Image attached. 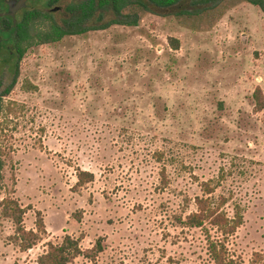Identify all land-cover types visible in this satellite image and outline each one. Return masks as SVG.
I'll return each instance as SVG.
<instances>
[{
	"label": "rangeland",
	"instance_id": "1",
	"mask_svg": "<svg viewBox=\"0 0 264 264\" xmlns=\"http://www.w3.org/2000/svg\"><path fill=\"white\" fill-rule=\"evenodd\" d=\"M77 1L26 10H56L61 22ZM121 14L131 23L98 11L93 29L35 40L21 58L0 50V92L12 84L0 130V264H38L66 235L83 251L70 264H212L216 239L238 263L264 264V109L254 113L252 97L256 86L264 94V7L179 0ZM80 171L93 179L78 184ZM197 197L224 200L241 225L226 237L208 221L186 225ZM5 198L36 233L31 247Z\"/></svg>",
	"mask_w": 264,
	"mask_h": 264
},
{
	"label": "trees",
	"instance_id": "2",
	"mask_svg": "<svg viewBox=\"0 0 264 264\" xmlns=\"http://www.w3.org/2000/svg\"><path fill=\"white\" fill-rule=\"evenodd\" d=\"M60 0H48V6L58 3ZM179 0H78L70 2L65 7V17L62 21H57L53 16V11L40 10H24L20 19L16 24L9 23L7 26L1 25L0 28V49L10 50L8 55L14 54L17 58H21L26 47L33 41L41 43H52L59 41L65 35L79 34L93 29L95 26H88L87 22L91 18H95V14L109 9L118 19L112 20V23L120 21L123 23H131L128 16H122L121 11L129 4H136L148 8L149 3L159 8H167L175 5ZM200 2H208L215 0H199ZM253 3L264 7L263 0H249ZM100 15V14H99ZM99 16L97 17V19ZM100 19V18H99ZM1 21V20H0ZM44 23V28L34 29L33 24L36 22ZM103 27L108 24L101 25ZM174 46L178 45L175 39H171ZM9 46V48H7ZM10 84L2 92H0V130L6 125V117L4 114H10V107L5 105L3 97L7 96L11 91ZM27 86L32 84L27 82ZM252 97L254 99L253 112L257 113L264 109V94L260 86H256ZM1 152V146H0ZM3 160L0 154V181L2 176ZM93 174L87 171H80L77 174V183L91 181ZM210 190L209 186H205ZM197 210L187 215L185 224L191 227H201L206 221L214 226L222 236L232 235L242 223V217L236 213L234 217L229 218L225 212L220 209L221 204H214L210 198H196ZM4 210L10 219L15 223L16 228L20 231L22 238L29 241L28 248L35 241L36 233L32 230L24 229L22 225V209L13 200L4 199ZM83 253L77 239L66 235L60 244H49L47 250L37 258L38 264H70L75 258ZM212 264H240L228 255L225 243L216 239L210 242L209 250Z\"/></svg>",
	"mask_w": 264,
	"mask_h": 264
},
{
	"label": "water",
	"instance_id": "3",
	"mask_svg": "<svg viewBox=\"0 0 264 264\" xmlns=\"http://www.w3.org/2000/svg\"><path fill=\"white\" fill-rule=\"evenodd\" d=\"M28 0H6L7 11L6 15H9L13 19V24H16V13L17 11L26 8ZM3 15L0 13V16Z\"/></svg>",
	"mask_w": 264,
	"mask_h": 264
},
{
	"label": "flooded vegetation",
	"instance_id": "4",
	"mask_svg": "<svg viewBox=\"0 0 264 264\" xmlns=\"http://www.w3.org/2000/svg\"><path fill=\"white\" fill-rule=\"evenodd\" d=\"M36 1H38V0H28V1H27V6H28V5L30 6L32 3L36 2ZM0 2L3 3V5H5V8H3V9L0 11V13L3 14V15L0 16V20H1L0 23H1L2 25H4V26H7L9 23H12V24H13V19H12V17L9 16V15H6V14H5L6 11H7L6 0H0ZM27 6H26V8L17 11V13H16V19H17V16H18L21 12H23L24 10L27 9ZM126 7H127V6H126ZM53 12H56V10H55V11L53 10ZM17 20H18V19H17ZM7 48H9V46H7ZM0 50H1V49H0ZM9 52H10V51H9Z\"/></svg>",
	"mask_w": 264,
	"mask_h": 264
}]
</instances>
